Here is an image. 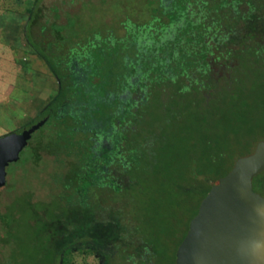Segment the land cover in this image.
Returning <instances> with one entry per match:
<instances>
[{
    "label": "trees",
    "instance_id": "1",
    "mask_svg": "<svg viewBox=\"0 0 264 264\" xmlns=\"http://www.w3.org/2000/svg\"><path fill=\"white\" fill-rule=\"evenodd\" d=\"M19 32L56 89L27 124L47 120L6 167L0 264H62L73 250L100 264H174L208 181L235 159L220 172V155L209 156L175 181V207L192 212L167 222L156 194L165 162L153 158L144 109L153 96L207 102L234 64L263 63L264 0H31Z\"/></svg>",
    "mask_w": 264,
    "mask_h": 264
},
{
    "label": "rangeland",
    "instance_id": "2",
    "mask_svg": "<svg viewBox=\"0 0 264 264\" xmlns=\"http://www.w3.org/2000/svg\"><path fill=\"white\" fill-rule=\"evenodd\" d=\"M30 1L0 0V9L11 10L16 17L21 14L25 19V10ZM25 51L27 57L32 54L30 50ZM26 59L32 72L21 83V88L26 83L24 90L28 94V110L17 118L13 126L0 128V135L10 131L19 132L27 127L37 109L56 89V82L43 62L38 58ZM230 70V76L234 79L228 85L222 80L216 81L207 102L202 101L197 92L184 97H173L171 94L160 102L153 96L144 109L141 120L150 129L149 139L155 154L153 158L165 162V169L157 176H164L168 184H164V192L158 189L155 192L159 191L156 193L162 199L159 208L167 222L176 217L186 219L192 212L184 202L175 207L173 202L179 199L175 181H188L187 175L192 167L206 163L208 157L213 155H220L215 170L221 172L233 159L249 153L254 147L253 143L264 138V61L254 67L239 61ZM15 82L19 84V81ZM258 180L263 190L257 192L264 194V175ZM5 199L0 194V212L8 204L4 203ZM152 220L151 223L155 225L156 219ZM177 226H168L172 236L165 246L166 251H171L174 245ZM100 263L101 260L90 251L73 250L65 255L62 264Z\"/></svg>",
    "mask_w": 264,
    "mask_h": 264
},
{
    "label": "water",
    "instance_id": "3",
    "mask_svg": "<svg viewBox=\"0 0 264 264\" xmlns=\"http://www.w3.org/2000/svg\"><path fill=\"white\" fill-rule=\"evenodd\" d=\"M46 120L0 135V187L7 165L19 158L32 133ZM262 171L264 139L235 158L225 174L208 181L209 188L175 249L174 264H264V194L252 188V178Z\"/></svg>",
    "mask_w": 264,
    "mask_h": 264
},
{
    "label": "crops",
    "instance_id": "4",
    "mask_svg": "<svg viewBox=\"0 0 264 264\" xmlns=\"http://www.w3.org/2000/svg\"><path fill=\"white\" fill-rule=\"evenodd\" d=\"M22 16L16 17L11 10L0 9V128L13 126L28 110V94L24 90L27 85L24 83L23 89L21 86L32 72L26 58L34 60L36 57L34 54L27 57L25 50L29 48L20 41V25L25 20Z\"/></svg>",
    "mask_w": 264,
    "mask_h": 264
}]
</instances>
